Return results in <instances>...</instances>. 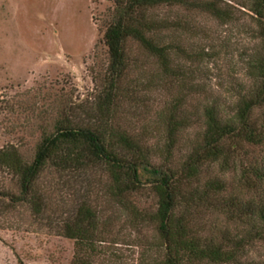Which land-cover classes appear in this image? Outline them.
Returning <instances> with one entry per match:
<instances>
[{
    "label": "trees",
    "instance_id": "trees-1",
    "mask_svg": "<svg viewBox=\"0 0 264 264\" xmlns=\"http://www.w3.org/2000/svg\"><path fill=\"white\" fill-rule=\"evenodd\" d=\"M107 1L114 7L103 35L107 77L93 108L86 120L75 121L67 112L59 114L52 130L41 135L30 162L13 146L0 149V172L10 176L17 189V195L0 191V198L25 203L39 216L46 208V198L38 182L46 171L80 179L101 172L106 177L101 184L103 195L112 215L104 217L94 202L82 197L60 228L61 236L74 243L70 264H92L91 257L103 253L101 244L116 241L111 227L122 217L136 233L151 228L155 243L150 249L161 253L156 264H264L245 260L255 244L264 250V159L240 154L243 144L264 145V117L254 118L264 108V0H240L238 4L256 24L262 53L248 62L251 85L231 114H223L215 104L204 107L203 131L180 164L172 159L178 136L191 126L180 110L184 97L174 98L171 109L162 115L165 143L159 149V163L153 162L156 154L145 145V136L119 126L116 115L123 103L132 101L143 88H151L154 80L161 84L171 78L183 88L190 74L180 61L193 63L206 57L203 52L187 51L182 43L180 37L191 33V26L177 16L160 17V8L180 6L220 22L231 21L233 16L221 7L222 0ZM130 45L156 62L157 76L138 84V80H128L131 71L141 74L147 66L130 57ZM213 168H218L219 178L207 176ZM228 173L237 184L234 190H229L223 178ZM145 188L155 200L151 211L139 209L131 200ZM205 211L221 215L235 231L228 226L205 231L197 222Z\"/></svg>",
    "mask_w": 264,
    "mask_h": 264
},
{
    "label": "rangeland",
    "instance_id": "rangeland-1",
    "mask_svg": "<svg viewBox=\"0 0 264 264\" xmlns=\"http://www.w3.org/2000/svg\"><path fill=\"white\" fill-rule=\"evenodd\" d=\"M222 1L221 7L233 16L231 21L220 22L180 6L158 10L160 17L183 18L191 33L175 36L182 38L187 51L203 52L206 57L193 63L180 61L190 74L183 88L171 78L161 84L154 80L151 88H143L132 101L121 104L116 121L131 133L145 136V145L156 154L152 157L155 163L165 143L162 115L171 109L174 98L184 97L180 110L191 122L180 132L174 150V164H180L203 131L204 107L215 104L223 114H231L251 85L248 62L256 54L262 56L256 24L239 7L240 0ZM113 9L107 0H0V149L13 146L30 162L41 135L52 130L59 114L67 112L75 121L86 120L107 77L103 35ZM129 53L147 66L141 74L131 71L128 80H138V84L158 75L156 62L146 59L137 46L130 45ZM261 117L264 108L254 115L258 120ZM240 154L263 160L264 145L243 144ZM211 175L219 178L218 168L207 176ZM223 178L229 190H234L233 174ZM103 182L106 177L101 172L80 179L46 171L38 182L46 198V208L39 216L27 204L1 197L0 264H70L74 243L61 236V224L85 196L104 217H111L113 209L104 198ZM0 191L17 195L14 180L1 172ZM131 200L139 209L153 210L155 200L146 188ZM122 218L111 227L116 241L101 244L103 253L91 257L92 264H156L161 253L150 249L155 243L151 228L136 233ZM197 222L205 231L225 226L235 231L234 225H226L214 212L205 211ZM245 260L263 262L262 246L255 244Z\"/></svg>",
    "mask_w": 264,
    "mask_h": 264
}]
</instances>
